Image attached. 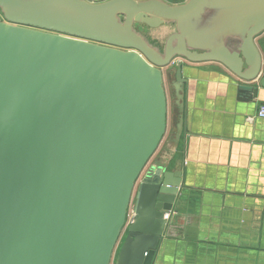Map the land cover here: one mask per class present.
<instances>
[{"label": "water", "instance_id": "obj_1", "mask_svg": "<svg viewBox=\"0 0 264 264\" xmlns=\"http://www.w3.org/2000/svg\"><path fill=\"white\" fill-rule=\"evenodd\" d=\"M167 1L0 0V264H111L122 234L116 264H162L179 238L183 185L167 167L184 128L181 62L168 72L177 121L149 164L167 131L164 69L219 62L249 101L264 88V20L230 48L190 51L179 31L160 51L134 25L181 28L198 0Z\"/></svg>", "mask_w": 264, "mask_h": 264}, {"label": "crops", "instance_id": "obj_2", "mask_svg": "<svg viewBox=\"0 0 264 264\" xmlns=\"http://www.w3.org/2000/svg\"><path fill=\"white\" fill-rule=\"evenodd\" d=\"M181 18H185L181 28L175 20L156 27L142 25L171 29L165 32L162 46L149 43L162 51L169 36L181 31L190 51H208L222 43L230 48L253 24L264 20V0H198ZM187 18L197 21L184 23ZM254 40L264 50V31ZM177 62L186 82L182 86L184 128L167 171L180 173L183 187L172 215L179 238L169 239L162 264L173 260L176 264H264V119L247 121L264 103V88L243 102L238 88L244 82L219 62L191 63L175 57L164 69L167 131L149 164L167 150L177 121L168 73L171 68L175 73ZM131 217L129 212L128 221ZM177 241L186 244L177 249Z\"/></svg>", "mask_w": 264, "mask_h": 264}, {"label": "rangeland", "instance_id": "obj_3", "mask_svg": "<svg viewBox=\"0 0 264 264\" xmlns=\"http://www.w3.org/2000/svg\"><path fill=\"white\" fill-rule=\"evenodd\" d=\"M135 29H137L139 32L144 34V37L146 38L147 41L157 44L159 46H162L163 44V40H164V36H165V32H170V30H167L165 28H161L159 30H153L152 28H149L148 26H142L140 24H135L134 25ZM152 30V31H151ZM124 241V234H122L118 246L116 248V250L113 253L112 259H111V264H116V260L119 254V245L122 244V242Z\"/></svg>", "mask_w": 264, "mask_h": 264}, {"label": "built area", "instance_id": "obj_4", "mask_svg": "<svg viewBox=\"0 0 264 264\" xmlns=\"http://www.w3.org/2000/svg\"><path fill=\"white\" fill-rule=\"evenodd\" d=\"M254 118L264 119V103L261 104V105L258 107V109H257V111H256V113H255L254 116H251V117H248V118H247V121H248V122H251ZM168 216H169V215L167 214V215L165 216V219H167Z\"/></svg>", "mask_w": 264, "mask_h": 264}, {"label": "flooded vegetation", "instance_id": "obj_5", "mask_svg": "<svg viewBox=\"0 0 264 264\" xmlns=\"http://www.w3.org/2000/svg\"><path fill=\"white\" fill-rule=\"evenodd\" d=\"M166 2H168L167 0H165ZM168 3H170V2H168Z\"/></svg>", "mask_w": 264, "mask_h": 264}]
</instances>
